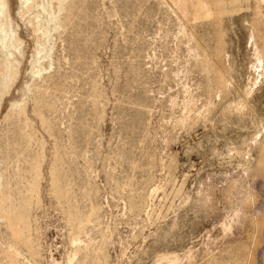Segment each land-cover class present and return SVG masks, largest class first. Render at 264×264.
<instances>
[{
	"label": "rangeland",
	"instance_id": "374dc122",
	"mask_svg": "<svg viewBox=\"0 0 264 264\" xmlns=\"http://www.w3.org/2000/svg\"><path fill=\"white\" fill-rule=\"evenodd\" d=\"M0 264H264V1L0 0Z\"/></svg>",
	"mask_w": 264,
	"mask_h": 264
},
{
	"label": "bare ground",
	"instance_id": "6f19581e",
	"mask_svg": "<svg viewBox=\"0 0 264 264\" xmlns=\"http://www.w3.org/2000/svg\"><path fill=\"white\" fill-rule=\"evenodd\" d=\"M264 1V0H263Z\"/></svg>",
	"mask_w": 264,
	"mask_h": 264
}]
</instances>
